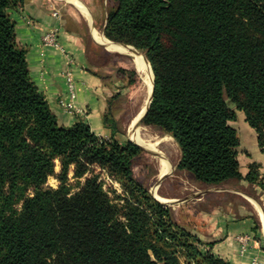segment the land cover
Segmentation results:
<instances>
[{"label":"trees","instance_id":"obj_1","mask_svg":"<svg viewBox=\"0 0 264 264\" xmlns=\"http://www.w3.org/2000/svg\"><path fill=\"white\" fill-rule=\"evenodd\" d=\"M25 1L0 0V264H231L135 178L138 145L58 123L17 42L11 11ZM110 2L104 34L146 54L155 82L144 124L177 142L178 169L200 186L264 187L258 164L241 173L230 124L243 112L264 153V0ZM97 168L124 194L113 198Z\"/></svg>","mask_w":264,"mask_h":264},{"label":"crops","instance_id":"obj_2","mask_svg":"<svg viewBox=\"0 0 264 264\" xmlns=\"http://www.w3.org/2000/svg\"><path fill=\"white\" fill-rule=\"evenodd\" d=\"M11 16L16 22L17 42L27 49L31 78L45 95L58 123L72 127L82 120L97 136L125 143L124 132H130L137 113L120 126L122 102L129 90L120 70L129 68L124 64L113 66V57H132L112 52L97 42L92 34L93 20L90 23L69 0H26L22 7L11 11ZM51 31L57 32L61 49L45 45L43 38ZM70 83L74 99L70 97ZM71 102L74 108L68 109L65 104ZM230 124L239 134L241 173L246 177L252 164H258L259 179L264 184V153L256 131L243 112H238L237 120ZM214 188L205 193L207 201L193 198L192 204L187 202L191 205L186 222L182 220L181 224L202 242L213 244L206 245L205 250L231 264H264V187L244 179ZM241 236L250 238L245 253H241Z\"/></svg>","mask_w":264,"mask_h":264},{"label":"rangeland","instance_id":"obj_3","mask_svg":"<svg viewBox=\"0 0 264 264\" xmlns=\"http://www.w3.org/2000/svg\"><path fill=\"white\" fill-rule=\"evenodd\" d=\"M86 1L89 2V6L87 5ZM81 2L88 8L90 17L92 15V12L94 13L96 21L92 15L93 18L92 20L94 24L93 26L98 31L104 34V28H105L104 22L107 17L109 7L112 5L110 0H82ZM140 54L144 56L143 53L140 52ZM92 56L94 57V55ZM113 60L115 63L113 64V66L116 65L118 66V64H124L129 68L128 70L129 72L132 71L135 72V75L126 73L123 76L126 80V85L129 88V90L128 93L126 94L124 101L122 102V105H124V114L121 115L122 117L120 120L121 122L120 126H122L125 125L124 123H127L131 115L139 112L147 97V94H146V87L144 85V82L140 74L138 73L133 60L125 56H114ZM99 61H103V60H99ZM132 81H134V83H132ZM141 130H143L142 135L146 139H149L151 141H155V140L159 141L157 148L161 153H163L167 157L166 165L165 168L163 169V172L168 171V173L166 174L165 178H163V180L159 183L160 171H159L158 158L156 155H152L144 151L142 157L136 162L134 166L135 178L142 185H144L145 188L149 190L150 195L156 201L157 198H155V195L153 194V190L155 188L157 189V192L160 195V197L163 198L164 200L189 199L181 204L171 206L173 210L174 220L178 222L180 225H182L181 221L184 220L185 223L187 219L185 217L186 216L185 214H187L186 212L189 211L188 206L192 204L193 198L191 197L197 195L194 198L195 200L201 198L203 199V202H205L207 201L206 200L207 196L205 195V193L210 190H213L214 187L200 186L197 183H195L186 172L180 171L178 169V165L181 159V151L177 142L174 139H170L169 137H167V134H163L159 130H156L155 128L147 126L145 124H143ZM124 133H126V135L124 136L126 138V142L130 141L131 140L130 133L129 132H124ZM56 171L60 172L59 161H57ZM96 172L100 175L101 180L104 182L105 190L108 191L113 198H117V196L124 194L122 185L117 180L111 178L107 172L102 171L99 168L96 169ZM84 181L85 179L82 180V182ZM48 185L53 188H58L60 183L55 177H50L48 181ZM70 185L73 187V191H76L78 189L77 188L78 184L76 180L71 179ZM195 200L193 202H196ZM187 202H190L191 204ZM188 223L190 225V222Z\"/></svg>","mask_w":264,"mask_h":264},{"label":"bare ground","instance_id":"obj_4","mask_svg":"<svg viewBox=\"0 0 264 264\" xmlns=\"http://www.w3.org/2000/svg\"><path fill=\"white\" fill-rule=\"evenodd\" d=\"M69 1L73 2V4H75L78 7V9L82 12V14L91 23V17L89 15L88 8L82 2L80 0H69ZM92 34H93L94 39L97 42L104 44L110 51L118 52L121 54H127V55L132 57V60L135 64V67H136L138 73L140 74V76L144 82V85L146 87L147 97H146L141 109L136 114V117L134 118V120L131 124L132 126H131V130L129 132L130 133V139L133 140L134 142L142 145L147 150H150L154 153L156 152L155 154L158 158L160 178H162L163 176H165L168 173V171H166V170H164L166 172H163V169L165 168V165H166L167 157L158 150L157 147H158L159 141L158 140L151 141L149 139H146L142 135V133H143L142 132L143 130H141L142 126L137 128V129L134 128L136 126L137 122L139 121V119L141 118L142 114L144 113V111H145V109H146V107L150 101V98H151V93H152V89H153V71H152V68H151L150 64L148 63V61L145 59V57L142 56L141 54H138L132 47L127 46V45H122V44H114L113 42H110L103 35V33L98 31L96 28H92ZM148 136H150V135H148ZM167 137H169L170 139H173L169 135H167ZM153 194L155 195V198H157L158 200H160L162 202L171 201V200H164L163 198H161L160 195L158 194L156 188L153 190Z\"/></svg>","mask_w":264,"mask_h":264},{"label":"built area","instance_id":"obj_5","mask_svg":"<svg viewBox=\"0 0 264 264\" xmlns=\"http://www.w3.org/2000/svg\"><path fill=\"white\" fill-rule=\"evenodd\" d=\"M43 40H44L45 45L52 46V47H55L57 49H61V45H60V43L58 41V34H57L56 31H51V32H48L47 34H45ZM69 87H70V97L72 99H74L75 98V94H74V86H73V84L70 83ZM65 105H66V107L68 109H73L74 108L73 102L67 103ZM239 241L241 243V253L247 252L248 249H249L250 238L248 236H241V237H239Z\"/></svg>","mask_w":264,"mask_h":264},{"label":"water","instance_id":"obj_6","mask_svg":"<svg viewBox=\"0 0 264 264\" xmlns=\"http://www.w3.org/2000/svg\"><path fill=\"white\" fill-rule=\"evenodd\" d=\"M111 42H112V41H111ZM113 43H114V44H118V43H115V42H113ZM132 48H133L138 54H140V52H139L136 48H134V47H132ZM144 57H145V59L147 60V56H146V54H144ZM147 61H148V60H147ZM148 63H149V61H148ZM149 64H150V63H149ZM150 66H151V64H150ZM151 68H152V67H151ZM152 71H153V70H152ZM154 82H155V77H154V73H153V89H152V93H151V98H150V101H149V103H148V105H147V107H146L144 113L142 114L141 118L139 119V121L137 122L136 126L134 127L135 129H137V128L143 126V124H144L145 117H146V115H147V113H148V111H149V109H150V106H151V103H152V100H153V97H154ZM230 107H231V108H234V107H235V104L231 103V104H230ZM130 141L133 142V143H135L136 145H138L143 151H145V152H147V153H149V154H152V155H156L154 152H152V151H150V150H147V149L144 148L142 145H140V144L134 142L133 140H130ZM165 176H166V175H165ZM165 176H163L162 178H160L159 183L163 180V178H165ZM196 196H197V195H195V196H193V197H191V198H195ZM187 200H189V199L171 200V201H169V202H161L160 200L157 199L158 202L162 203V204L165 205V206H170V207H171V206H174V205H177V204H181V203H183V202H186Z\"/></svg>","mask_w":264,"mask_h":264}]
</instances>
